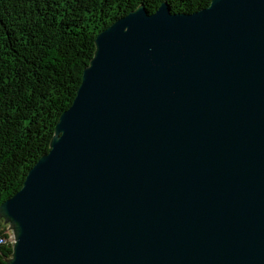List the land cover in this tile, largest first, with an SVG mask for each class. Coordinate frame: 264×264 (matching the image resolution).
Segmentation results:
<instances>
[{
    "label": "water",
    "instance_id": "water-1",
    "mask_svg": "<svg viewBox=\"0 0 264 264\" xmlns=\"http://www.w3.org/2000/svg\"><path fill=\"white\" fill-rule=\"evenodd\" d=\"M0 217L5 264H264V0L101 30Z\"/></svg>",
    "mask_w": 264,
    "mask_h": 264
},
{
    "label": "trees",
    "instance_id": "trees-1",
    "mask_svg": "<svg viewBox=\"0 0 264 264\" xmlns=\"http://www.w3.org/2000/svg\"><path fill=\"white\" fill-rule=\"evenodd\" d=\"M191 13L211 0H0V205L50 149L73 102L98 33L144 5ZM0 217V264L13 251Z\"/></svg>",
    "mask_w": 264,
    "mask_h": 264
},
{
    "label": "rangeland",
    "instance_id": "rangeland-1",
    "mask_svg": "<svg viewBox=\"0 0 264 264\" xmlns=\"http://www.w3.org/2000/svg\"><path fill=\"white\" fill-rule=\"evenodd\" d=\"M9 230H10V233H11V240L13 241V237H12V236H13L12 229L9 228Z\"/></svg>",
    "mask_w": 264,
    "mask_h": 264
},
{
    "label": "built area",
    "instance_id": "built-area-1",
    "mask_svg": "<svg viewBox=\"0 0 264 264\" xmlns=\"http://www.w3.org/2000/svg\"><path fill=\"white\" fill-rule=\"evenodd\" d=\"M10 240H11V237H10ZM12 241V240H11Z\"/></svg>",
    "mask_w": 264,
    "mask_h": 264
}]
</instances>
